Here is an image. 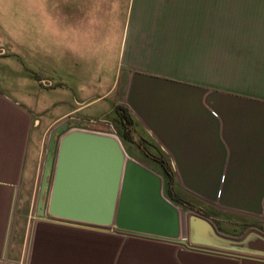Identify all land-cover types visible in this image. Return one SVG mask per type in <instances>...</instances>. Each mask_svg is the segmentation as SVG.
Segmentation results:
<instances>
[{
    "label": "crops",
    "instance_id": "0c3cea01",
    "mask_svg": "<svg viewBox=\"0 0 264 264\" xmlns=\"http://www.w3.org/2000/svg\"><path fill=\"white\" fill-rule=\"evenodd\" d=\"M21 1L37 20L14 30L20 73L0 91V264H264L53 217L55 161L37 205L49 134L71 120L155 173L166 161L220 234L264 237V0H210L199 14L198 0ZM78 193L63 189L60 207H86ZM184 227L180 214V239Z\"/></svg>",
    "mask_w": 264,
    "mask_h": 264
},
{
    "label": "water",
    "instance_id": "95a60500",
    "mask_svg": "<svg viewBox=\"0 0 264 264\" xmlns=\"http://www.w3.org/2000/svg\"><path fill=\"white\" fill-rule=\"evenodd\" d=\"M72 124L71 120L64 121L49 134L38 192L39 215L44 210L43 199L55 161L48 207L53 217L102 227L114 224L121 230L159 236L198 250L264 260L259 249L248 244L251 236L260 242L262 235L249 233L236 241L216 233L214 239L212 236L217 232L214 227L195 214L187 217V235L180 239V212L162 195L160 177L127 159L111 132L69 130ZM65 188L78 191L86 207L62 209L59 199ZM106 188L107 207H94L100 203L99 197Z\"/></svg>",
    "mask_w": 264,
    "mask_h": 264
},
{
    "label": "rangeland",
    "instance_id": "374dc122",
    "mask_svg": "<svg viewBox=\"0 0 264 264\" xmlns=\"http://www.w3.org/2000/svg\"><path fill=\"white\" fill-rule=\"evenodd\" d=\"M211 4L210 0H198V14L200 11L204 8H209V5ZM22 1L21 0H0V91L4 89V83H5V77L9 78L10 76L18 77L19 76V68L21 66L18 65H10L9 62L13 60L18 61L17 57L13 55V53L18 52V42L22 37L21 33L14 32L17 28H19L23 21L26 20L28 24H34V22L37 20L36 16L30 15L27 16L25 19L22 16ZM5 48V52L3 53L2 49ZM11 54V55H10ZM7 57V58H6ZM7 59V62L4 60ZM15 64V62H14ZM34 67V66H30ZM43 69L42 76L46 77L50 74V66L44 65L41 67ZM41 74V73H40ZM39 74V75H40ZM10 77V78H11ZM142 165V164H141ZM144 166V165H143ZM145 167V166H144ZM157 168V167H156ZM150 170V169H149ZM158 172L156 174L160 177L162 181V195L164 198L167 199L181 214V218L186 223V227L182 229L183 235L186 237L187 235V217L191 214H195L201 217H204L206 220L209 221V223L214 227V229L217 231L214 233V236H212L214 239H217V234L222 235L223 237H227L230 239H234L236 241H239L243 238L242 231H235L236 234H220L221 232L217 230L216 227L219 225L215 223V220L212 221L214 218H210L207 216H203L198 211V196H194V194L183 192L185 191L184 188L191 190L194 189L190 186V183L184 182L182 178H176L174 177L171 181V184L173 183V189H174V195H178L181 197V201H177L175 198H172L169 196L167 191L168 186V178L166 177L165 173L163 172L162 168H157ZM152 171V170H151ZM154 172V171H152ZM155 173V172H154ZM183 190V191H182ZM173 192V191H172ZM182 202H185L182 203ZM226 228V227H225ZM232 228V226H229V229ZM224 234V235H223ZM228 235V236H226ZM182 236V237H184Z\"/></svg>",
    "mask_w": 264,
    "mask_h": 264
},
{
    "label": "trees",
    "instance_id": "16d2710c",
    "mask_svg": "<svg viewBox=\"0 0 264 264\" xmlns=\"http://www.w3.org/2000/svg\"><path fill=\"white\" fill-rule=\"evenodd\" d=\"M158 163L160 164L163 172L165 173L166 177L168 178V186L167 191L170 197L174 198L173 192H172V184L171 181L173 180L172 170L170 169V166L168 163L164 160H159Z\"/></svg>",
    "mask_w": 264,
    "mask_h": 264
},
{
    "label": "bare ground",
    "instance_id": "6f19581e",
    "mask_svg": "<svg viewBox=\"0 0 264 264\" xmlns=\"http://www.w3.org/2000/svg\"><path fill=\"white\" fill-rule=\"evenodd\" d=\"M187 243V242H186Z\"/></svg>",
    "mask_w": 264,
    "mask_h": 264
}]
</instances>
